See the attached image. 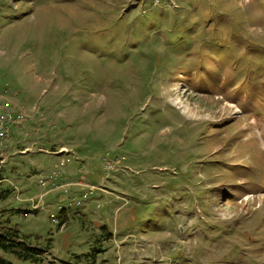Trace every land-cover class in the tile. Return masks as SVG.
Returning a JSON list of instances; mask_svg holds the SVG:
<instances>
[{
  "label": "rangeland",
  "instance_id": "374dc122",
  "mask_svg": "<svg viewBox=\"0 0 264 264\" xmlns=\"http://www.w3.org/2000/svg\"><path fill=\"white\" fill-rule=\"evenodd\" d=\"M3 1L0 22L23 13L0 29V90L12 89L26 118L0 169V228L43 253L0 250V264H264V121L241 114V86L264 84L242 61L216 81L178 68L217 66L198 56L210 27L186 59V18L199 33L228 17L219 32L244 38L234 56L258 54L245 43L264 47L262 4ZM105 157L118 161L110 173ZM55 170L68 187L40 188ZM87 186L96 190L84 199Z\"/></svg>",
  "mask_w": 264,
  "mask_h": 264
},
{
  "label": "trees",
  "instance_id": "16d2710c",
  "mask_svg": "<svg viewBox=\"0 0 264 264\" xmlns=\"http://www.w3.org/2000/svg\"><path fill=\"white\" fill-rule=\"evenodd\" d=\"M49 1V0H47ZM159 1V0H158ZM260 2L262 5H258L259 9H264V0H256ZM160 2H164V0H160L157 2L155 6L160 5ZM3 4H6L8 7L9 4L4 2L3 0H0V8ZM9 10H12L9 8ZM23 10L20 11H12V16L10 17H3L2 21L0 22V29L8 27L14 20L17 18L18 15L22 14ZM229 16V15H228ZM231 18V16H229ZM187 20V25L184 27V30L186 34L188 35L187 39H190L189 41L186 40V42L183 44L187 48L186 52V59L188 61H191L189 59L190 52L191 50V45H192V40L194 39L195 35L200 36V34L205 33V31L210 27L211 28V34H212V40L209 42V49L206 52H201L199 53V58H203L204 56H208L209 58H212L214 61H217V66L216 67H211V64H196L194 61H191L192 64L189 66L188 69L183 68L185 64L180 65L178 67L179 69L181 68L180 72L186 76L192 71H196V69H202L203 71L211 72L213 78L211 77L210 79L213 81H216L214 77L217 76V74H221L223 72V69L225 67V63L227 64L232 61V63H235L236 61H242L243 65L241 67L247 69L245 76L247 79L254 80L255 82H263L264 84V47H262L259 43H253L250 40L246 41L245 45L249 48H254L255 50H260L258 54L254 53H246L242 55V60L239 58H236L234 54L230 51L231 49H236L235 52L238 53V49L241 47L240 45L243 43L244 38L240 34V30L237 29L235 31H231L229 34H227L225 37L224 33L219 32V28L224 21H229L228 17L227 18H221L218 22H216V25H212V20H208L206 23V27L203 28V30L199 31V33H196L195 30L197 29L199 22L194 24V25H189L190 18H186ZM263 23H264V17H263ZM234 23L230 22L229 26L231 30H234ZM240 26V24H239ZM227 48V49H226ZM242 48V47H241ZM234 51V50H233ZM197 56V57H198ZM199 65V66H198ZM213 65V64H212ZM215 66V65H214ZM227 66V65H226ZM215 72V75L213 73ZM196 76H194L195 78ZM189 81L192 82L193 77H188ZM196 79V78H195ZM218 82V81H217ZM247 90V91H246ZM244 92L248 93L247 100L245 99V105L244 108L242 109L243 115H246L248 118L244 119V121H251L254 120L255 118L259 117V121H264V85H262L261 88H256L254 84H248V85H243L241 86V94H244ZM252 94H256L254 97H252ZM252 95V96H251ZM257 98H260V101L257 100ZM257 108V109H254ZM17 129V128H16ZM14 130V129H13ZM13 139V135H12ZM223 166H228V165H223ZM229 167V166H228ZM227 169V168H226ZM224 169V171L226 170ZM0 170V174H1ZM222 171V170H221ZM226 172V171H225ZM1 183V182H0ZM7 190L2 191V199L7 198L6 193ZM261 191V190H259ZM255 192V191H253ZM234 201H230L231 204ZM64 211V210H63ZM62 211V212H63ZM16 238L18 239L17 235L12 232H7L5 231V228H0V250L4 251H9L19 257L23 258H29L31 254L27 253H35V254H41L43 253L40 250L36 249H27L26 251L22 250V243H19L18 245L16 244H11L13 243V239ZM11 239V240H10ZM21 246V247H20ZM21 248V249H20Z\"/></svg>",
  "mask_w": 264,
  "mask_h": 264
},
{
  "label": "built area",
  "instance_id": "2783aa9c",
  "mask_svg": "<svg viewBox=\"0 0 264 264\" xmlns=\"http://www.w3.org/2000/svg\"><path fill=\"white\" fill-rule=\"evenodd\" d=\"M16 94L12 92V89L7 85L4 89L0 90V169L6 164L8 160V151L10 149L12 141V132L14 128L20 127L25 121L26 115L24 111L16 107L12 102L16 98ZM67 150H61V153H66ZM104 172L110 173L116 169L118 161L110 160L107 157L104 158ZM65 162L60 163V166H64ZM63 174L60 170L51 172L47 177L39 180V186L43 189H48V192L57 191L62 188ZM87 190L81 195L82 198L90 197L95 187H86ZM81 202L76 197L70 203V206H80ZM63 211V209H61Z\"/></svg>",
  "mask_w": 264,
  "mask_h": 264
},
{
  "label": "crops",
  "instance_id": "0c3cea01",
  "mask_svg": "<svg viewBox=\"0 0 264 264\" xmlns=\"http://www.w3.org/2000/svg\"><path fill=\"white\" fill-rule=\"evenodd\" d=\"M15 131H16V128H14V130H13V132H12L13 138H14V133H15ZM13 147H14V139H12V141H11L10 149L13 148ZM10 149H9V151H10ZM61 150H64V149H61ZM61 150H60V151H61ZM60 151H59L58 153H60ZM23 152H24V151H22V152H20V153H23ZM58 153H57V154H58ZM15 154H16V153H14V152H13V154H9V153H8V158L12 157V156L15 155ZM62 178H63V181H62V184H63V185H62V188L68 187V184L66 183V178H64V176H63ZM62 188H61V189H62Z\"/></svg>",
  "mask_w": 264,
  "mask_h": 264
},
{
  "label": "bare ground",
  "instance_id": "6f19581e",
  "mask_svg": "<svg viewBox=\"0 0 264 264\" xmlns=\"http://www.w3.org/2000/svg\"><path fill=\"white\" fill-rule=\"evenodd\" d=\"M179 104H181V102H179Z\"/></svg>",
  "mask_w": 264,
  "mask_h": 264
}]
</instances>
